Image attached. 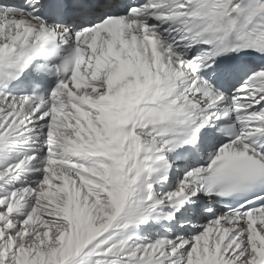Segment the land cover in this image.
<instances>
[{
    "label": "snow or ice",
    "instance_id": "obj_1",
    "mask_svg": "<svg viewBox=\"0 0 264 264\" xmlns=\"http://www.w3.org/2000/svg\"><path fill=\"white\" fill-rule=\"evenodd\" d=\"M0 264H264V0H0Z\"/></svg>",
    "mask_w": 264,
    "mask_h": 264
}]
</instances>
